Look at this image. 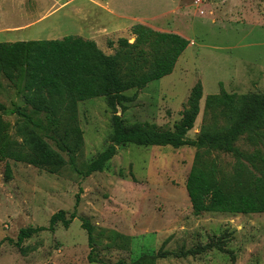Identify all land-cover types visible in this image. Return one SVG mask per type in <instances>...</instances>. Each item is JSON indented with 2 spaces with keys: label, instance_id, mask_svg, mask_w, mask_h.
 Instances as JSON below:
<instances>
[{
  "label": "rangeland",
  "instance_id": "374dc122",
  "mask_svg": "<svg viewBox=\"0 0 264 264\" xmlns=\"http://www.w3.org/2000/svg\"><path fill=\"white\" fill-rule=\"evenodd\" d=\"M96 2H111L119 8V23L110 26L107 22L112 18L103 16L107 8H97ZM103 20L107 22L100 27ZM136 23L179 33L190 44L171 74L148 83L135 100L118 106L117 114L127 123L174 128L192 88L201 81L200 113L189 132L196 138L206 117L208 95L220 93L222 87L230 93H264V0H204L200 4L196 0H0V41L79 35L114 54L120 37L135 40L131 26ZM134 93L135 89L126 92ZM0 102L6 106L3 116L11 124V133L20 139L19 117L13 108L14 103H26L4 75ZM78 110L84 137L77 154L81 169L111 143L114 110L105 97L82 101ZM48 141L58 150L53 140ZM195 153L196 148L189 145L127 143L118 146L103 171L87 177L72 163L51 173L0 158V242L5 237L16 240L23 227L49 226L59 210H65L67 217L77 211L68 228L58 222L55 230L25 240V254L4 240L0 264H119V260L141 264L145 253L156 256L155 264H264V213L194 214L186 181ZM63 155L69 159L66 152ZM221 156L224 169L231 173L234 158ZM81 218L95 227L93 255L102 262L89 260L88 235Z\"/></svg>",
  "mask_w": 264,
  "mask_h": 264
},
{
  "label": "trees",
  "instance_id": "16d2710c",
  "mask_svg": "<svg viewBox=\"0 0 264 264\" xmlns=\"http://www.w3.org/2000/svg\"><path fill=\"white\" fill-rule=\"evenodd\" d=\"M131 33L135 40L120 37L114 54L106 53L94 39L79 35L0 41V77L4 75L26 103H14L13 108L19 117V139L11 133V124L3 116L6 106L0 102V158L26 162L51 173L72 163L87 177L103 171L119 145H189L196 148L186 181L194 214L264 213V93H230L222 87L220 93L208 95L206 117L196 138H191L189 132L200 113L204 91L201 81L192 88L174 128L141 121L127 123L117 114L118 106L135 100L148 83L171 74L190 44L179 33L158 31L142 23L133 24ZM132 89L133 95L126 94ZM95 97H105L114 110L112 140L86 168L80 169L77 154L84 137L78 106ZM40 112L42 116L37 114ZM48 139L54 141L58 150ZM221 154L234 158L231 173L224 169ZM6 172L11 175L10 163ZM78 202L79 198L76 205ZM76 217V210L69 217L65 210H59L51 216L49 226L23 227L16 240L5 237L0 246L9 240L25 254V240L42 231L55 230L58 222L68 228ZM81 219L88 235L89 260L99 261L93 255L97 243L95 227L89 219ZM155 259L153 253H145L141 264H155Z\"/></svg>",
  "mask_w": 264,
  "mask_h": 264
},
{
  "label": "crops",
  "instance_id": "0c3cea01",
  "mask_svg": "<svg viewBox=\"0 0 264 264\" xmlns=\"http://www.w3.org/2000/svg\"><path fill=\"white\" fill-rule=\"evenodd\" d=\"M95 2L96 0H92V2ZM98 1V0H97ZM111 1V0H110ZM71 2V1H70ZM98 4H100V5H98ZM68 5H69V1H68ZM95 6L97 7V8H102L101 6H104V8H107V9H104L105 11V13H104V17L106 18V17H110V18H112V20H108V22H107V20H103L104 22H101L100 23V27L101 26H105L104 24H106V22L110 25V26H114L116 23H119V17H120V14L118 13V11H119V8H115V7H112L111 6V2H109V4L108 5H101V3L99 2H96V4H95ZM100 6V7H99ZM106 10H108V11H106ZM139 14H142V12L141 11H139ZM105 15H108V16H105ZM141 17L142 18H145V19H149L148 17L149 16H146L145 14H142L141 15ZM28 24H26V25H22V26H17V27H14L15 29H17V28H24V27H26ZM98 26H99V24H97ZM102 28H104V27H102ZM21 30H23V29H21ZM16 31H18V30H16ZM20 31V30H19Z\"/></svg>",
  "mask_w": 264,
  "mask_h": 264
},
{
  "label": "built area",
  "instance_id": "2783aa9c",
  "mask_svg": "<svg viewBox=\"0 0 264 264\" xmlns=\"http://www.w3.org/2000/svg\"><path fill=\"white\" fill-rule=\"evenodd\" d=\"M204 2V0H196V3L197 4H200V3H203ZM203 11V10H202Z\"/></svg>",
  "mask_w": 264,
  "mask_h": 264
}]
</instances>
